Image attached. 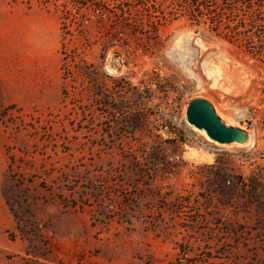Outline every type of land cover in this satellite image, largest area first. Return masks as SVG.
Here are the masks:
<instances>
[{"label": "rangeland", "instance_id": "374dc122", "mask_svg": "<svg viewBox=\"0 0 264 264\" xmlns=\"http://www.w3.org/2000/svg\"><path fill=\"white\" fill-rule=\"evenodd\" d=\"M176 6L0 0V264H264V59Z\"/></svg>", "mask_w": 264, "mask_h": 264}, {"label": "trees", "instance_id": "16d2710c", "mask_svg": "<svg viewBox=\"0 0 264 264\" xmlns=\"http://www.w3.org/2000/svg\"><path fill=\"white\" fill-rule=\"evenodd\" d=\"M213 0H177L178 6L170 11L169 15L186 17L191 26H199L201 24L208 25L211 32L217 36H222L230 43H239L241 46L248 47L253 51L254 57L264 59V52L259 46H254L251 41L250 33L258 35V39L263 43L264 39V5H256L253 0H220V3L212 4ZM216 1V0H215ZM227 1L232 4L231 13H218L222 2ZM67 15V13H66ZM65 15V17H66ZM66 21L67 18H64ZM62 22L65 31L64 40L67 35L71 36V32L67 31L69 25ZM157 29L158 24H154ZM67 26V27H66ZM149 27L153 28V24L149 23ZM156 32V30H155ZM252 45V46H251ZM61 55L67 57V47L63 45ZM64 64V71H65ZM106 106V102L104 104Z\"/></svg>", "mask_w": 264, "mask_h": 264}, {"label": "water", "instance_id": "95a60500", "mask_svg": "<svg viewBox=\"0 0 264 264\" xmlns=\"http://www.w3.org/2000/svg\"><path fill=\"white\" fill-rule=\"evenodd\" d=\"M186 120L189 125L204 131L206 136L220 145H243L248 135L237 128L224 125L215 115L213 108L204 100H193L186 108Z\"/></svg>", "mask_w": 264, "mask_h": 264}, {"label": "bare ground", "instance_id": "6f19581e", "mask_svg": "<svg viewBox=\"0 0 264 264\" xmlns=\"http://www.w3.org/2000/svg\"><path fill=\"white\" fill-rule=\"evenodd\" d=\"M201 133H203V134H204V131H201Z\"/></svg>", "mask_w": 264, "mask_h": 264}]
</instances>
